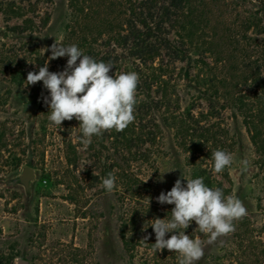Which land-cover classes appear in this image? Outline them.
<instances>
[{
	"label": "rangeland",
	"instance_id": "374dc122",
	"mask_svg": "<svg viewBox=\"0 0 264 264\" xmlns=\"http://www.w3.org/2000/svg\"><path fill=\"white\" fill-rule=\"evenodd\" d=\"M205 3L202 24L187 25L170 36L173 42L180 43L178 37H182L185 43V52L180 54L184 59L169 60L173 68L167 80V99L172 108L152 109L155 136L145 146L148 158H132L127 165L121 139L114 132L94 135L85 144L75 118L65 120L61 127L48 119L50 108L43 98L50 99V93L42 82L25 88L26 81L13 82L5 70L8 58L23 52V44L31 40L28 34L10 30L26 18L39 23L49 17L46 27L34 37L45 61L51 55L45 48L50 49L55 38L64 46L77 45L88 55L89 46L81 38L102 27L91 24L88 31L82 30L91 0H0V135L4 134L0 142V254L16 256L13 264H130L132 255L135 264H172L167 256L172 251L153 250L155 233L150 225L169 206L159 204L156 198L170 191L178 178L186 187L182 175L189 179L192 164L203 168L211 164L214 149L211 139L195 141L179 136L181 124L175 117L185 113L191 114V122L211 128L216 133L213 138L232 155L230 195L244 203L246 216L259 212V200L264 204V175L256 165L251 136L233 106L238 90L231 87L238 84L243 94L253 95L257 84L248 77L233 79L240 72L230 69L260 50L254 45L263 44L264 13L253 0ZM104 17L116 18L114 28H120L119 17H109L107 11ZM253 17L262 21L257 27ZM109 29H102L104 35L94 48L107 50L104 40ZM210 29L216 30V40L206 35ZM67 59L49 61V71H63ZM113 69L118 74L117 68ZM243 160L249 162L246 171L242 170ZM126 170L140 182L130 191L119 177L126 175ZM108 173L116 177L111 193L102 185ZM215 178L220 179L216 173ZM133 213H139L136 238L144 243L128 255L120 229ZM172 234L166 233L165 238ZM222 240L220 236L204 247V257L195 264H221L217 258L223 255L219 250Z\"/></svg>",
	"mask_w": 264,
	"mask_h": 264
},
{
	"label": "trees",
	"instance_id": "16d2710c",
	"mask_svg": "<svg viewBox=\"0 0 264 264\" xmlns=\"http://www.w3.org/2000/svg\"><path fill=\"white\" fill-rule=\"evenodd\" d=\"M207 1L209 0H91V5L86 7L87 13L83 18L85 25L82 30L88 31L91 24L102 26L101 28L95 27L90 34H83L81 42L89 46L87 54L98 62L111 63L113 68H117L115 71L118 73L136 72L139 75L137 104L134 113L135 121L121 132L111 130L117 138L121 139L124 153L127 156L124 160L127 165L132 161V158L138 160L148 158L149 149L145 146L151 144L155 136L153 130L155 126L151 121L153 119L151 116L152 109L172 108L167 99L169 88L167 80L173 68V64L169 60L175 62L184 59L180 54L185 52V43L182 37H178L180 43H176L171 41L170 36L174 30L181 33L187 25L201 23V19L205 15V2ZM253 1L259 4V8L264 13V0ZM106 11L109 17L116 15L120 18L118 30L114 28L113 24L116 18L109 19L106 17L105 19L104 13ZM252 20L255 21L254 26L257 27L259 23L264 22V15L260 22L255 17ZM48 22V16L42 18L39 23L33 18H26L21 24L10 28L13 33L28 34V37L31 38L23 44V52H14L7 60L5 70L8 69L7 73L13 82L23 83L28 72H38L39 68L44 66L45 60L42 57L38 41L34 37L40 34ZM205 24L207 25V22ZM104 27L110 28L105 32L108 33L107 39L104 40L107 50L96 49L94 46L98 44L99 38L104 35L102 32ZM208 31L206 35H210L214 40L218 38L216 30L210 29ZM253 43H258V41L253 39ZM254 47L257 50L260 49L253 52L258 55L252 54V60L238 64V66L233 64L230 70L233 73L240 72L238 76L233 75V79L238 77L241 79L251 78L253 84H257L254 85L258 89L257 92L255 91L253 95H246L239 87L237 88L238 84L233 83L231 87L238 90L233 99V106L241 115L243 124L251 136L254 154L257 156L256 165L260 173L264 175V39L263 44L259 42ZM2 57L3 54L0 53V65L3 63ZM113 68L109 73L110 75H114ZM36 84L39 86V82ZM143 96L145 99L142 98ZM154 96L157 98L156 101ZM190 115V113H185L178 118L175 117L181 124L178 129L179 136L195 141L197 139H211L212 144L214 143L212 152L218 149L223 150L221 141L213 138L216 133L211 128L201 127L198 122H191L189 120ZM3 140L4 134L2 133L0 142ZM191 143L192 146L196 145L195 142ZM210 157L211 164L206 168H203L202 165L192 164L189 179L202 177L206 186L220 188L224 195L228 196L231 194L232 185L229 169L226 167L221 173H216L220 179L215 178L212 154ZM126 173V175L122 173L119 177L127 182V190L130 191L140 182L127 170ZM173 207L174 205L166 206V210L160 213L158 218L170 220ZM263 207V200L260 199L257 214L244 216L242 219L233 221L235 230L222 236L223 240L219 250L223 251V255L217 258L218 262L221 264H227L226 262L228 264H264ZM138 215L139 213L131 214L129 221L121 225L120 238L123 250L127 254H134L135 249L144 243L136 238L139 233ZM197 227L195 221H192L185 232L193 239L199 238L202 246L206 247L210 244L208 243L210 234L201 233ZM178 255L176 252L167 255L168 261L171 260L172 264L174 262L178 264ZM14 257L16 256L0 254V264H13ZM129 260L130 264H135L133 262L134 255L130 256Z\"/></svg>",
	"mask_w": 264,
	"mask_h": 264
},
{
	"label": "clouds",
	"instance_id": "9594fccd",
	"mask_svg": "<svg viewBox=\"0 0 264 264\" xmlns=\"http://www.w3.org/2000/svg\"><path fill=\"white\" fill-rule=\"evenodd\" d=\"M49 50L51 55L44 66L38 72H28L25 88L37 82L43 83L50 93V99L44 97L43 101L50 108L48 119L53 124L61 127L65 120L75 118L80 122L83 142L88 144L94 135L99 136L113 129L121 132L135 121L139 83L136 72L110 75L114 67L111 63L98 62L84 54L77 45L64 46L56 38L50 49L45 48V52ZM64 56L68 57L65 69L49 71L48 62ZM212 159L215 173H221L233 163L232 155L220 149L212 153ZM248 164L247 160L241 161L242 170L246 171ZM182 178L187 180L186 187L178 178L170 191L161 192L156 198L159 204L174 207L170 220H152L150 226L155 233L153 250L176 252L179 254L178 264H195L205 252L199 238L193 239L185 234L191 222L195 221L201 233L210 234L208 243H212L218 237L233 232V221L246 216L247 209L238 197L225 196L220 188L206 186L202 177L188 179L182 175ZM115 181V175L108 173L102 180L103 188L108 193L113 192ZM166 233L173 234L166 239ZM147 239L144 238L145 241Z\"/></svg>",
	"mask_w": 264,
	"mask_h": 264
}]
</instances>
